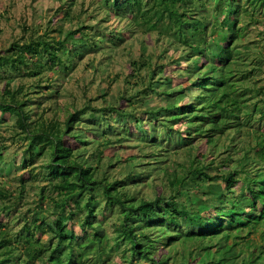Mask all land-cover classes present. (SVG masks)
<instances>
[{"label": "trees", "instance_id": "obj_1", "mask_svg": "<svg viewBox=\"0 0 264 264\" xmlns=\"http://www.w3.org/2000/svg\"><path fill=\"white\" fill-rule=\"evenodd\" d=\"M71 4L58 11L70 27L54 18L30 32L25 25L26 34L0 46V159L11 138L21 158L9 165L22 172L15 188L0 181V264H264V86L256 79L264 54L242 50L264 0H99L88 18L103 17L88 25ZM111 18L124 30L109 27ZM141 25L157 31L164 52L175 48L172 59L141 54L130 76L138 72L142 87L110 100L99 86L58 116L54 81L91 52L127 49ZM244 130L253 138L237 157L216 165L193 153L201 137L229 151ZM131 138L151 151L113 160ZM183 148L189 165L170 171L169 153ZM158 169L163 187L149 196L140 184L152 186ZM38 175L47 183L28 206L26 186ZM243 239L246 251L237 248Z\"/></svg>", "mask_w": 264, "mask_h": 264}, {"label": "rangeland", "instance_id": "obj_2", "mask_svg": "<svg viewBox=\"0 0 264 264\" xmlns=\"http://www.w3.org/2000/svg\"><path fill=\"white\" fill-rule=\"evenodd\" d=\"M68 2L69 4L72 2V14L75 15L76 13H81L83 23L87 25L95 23L98 19L103 17L104 12L99 10L97 12L94 11L96 13L94 18H88V15L93 12V9H95L99 0H0V46L3 44H9L14 38H18L23 35V33L26 34V31L30 32L31 26L34 24L41 23L44 28L48 21L53 18L58 24L63 23L64 27H70V21L65 20L64 15L62 14V16H60L58 13L59 9L62 8V5L67 6ZM65 8L66 7L64 6L63 9ZM257 18L260 19L259 22H252L251 26L248 28L249 32L243 41L244 45L242 50L245 53L249 51L250 56H253L255 52H262V54H264V13L259 12ZM243 21L244 20H242V22ZM108 23L109 27L116 28L120 31L125 28V25L117 19L111 18ZM25 25L28 27L26 31L23 28ZM145 28L141 25L137 28V32L131 34L130 38L125 42L127 49L122 50L119 48L117 50L109 49L91 52L82 58L81 62H79L77 67L68 76L61 75L57 81H54L53 87L59 89V95L52 100V106L56 107L58 116H62L67 107H71L72 104L81 105L87 98L84 96V93L88 96L97 94L99 86H101L102 89H110V100L115 99L126 89L128 90V93H133L137 88L142 87L141 84H138V72H136L135 76H130V72L134 70L131 61L133 59H139V55L153 54L152 56L155 57L156 55L161 54L164 55L160 60L163 63L172 59V56L175 53V48L171 47L167 52H164L166 46H162L161 42L157 41V31H145ZM39 31L42 32L43 29L40 28ZM260 67L261 69L264 68V59ZM141 73H145L144 68L141 70ZM125 79H129L131 82L137 81V85L133 88L134 91L131 90V88H126L128 86L125 84ZM256 79H258L259 85L264 86L263 70L258 72ZM257 99L258 97L252 96L249 98L248 103L252 105V102ZM50 103L51 102L48 101L44 106H48ZM261 105L263 106L264 102H262ZM48 113L51 112L49 111ZM263 124L264 123L262 122L261 127ZM132 126V130L136 131L134 125ZM252 138V135L247 134L245 130L242 131L236 137V147L225 152L224 148L217 149L213 144H206L204 138L201 137L194 141V146L196 148H194L193 153L196 151L203 152L208 155V158L205 159L206 162L211 158H215L214 163L217 165V163L229 153H232V157L239 156L242 152V146ZM11 140L12 139L10 138L6 142V144L9 145L5 154L6 158L0 159L1 164L5 166L3 170H0V181H5V183L10 185L11 188H15L16 184L19 183L18 179L22 172L9 165L13 160V155H16L14 150L19 145V143H12ZM220 140L227 143L229 142V136H224L220 138ZM121 143V146L116 147L117 149H115V153L112 156L115 161H124L125 159H128V157H131L132 154L140 155L147 151H151V148L148 146L144 148L146 150H141L143 145H141L142 143H140L138 138H131V140H125ZM19 149H21V147H19ZM187 150L188 148H183L180 152L169 153L167 167L170 171L178 169L176 163H184L186 166L189 165L190 157L187 154ZM220 150L224 151L220 152ZM163 154L166 153L164 152ZM19 158H21L20 155H16V159ZM140 160L148 161L151 159L145 157L140 158ZM41 162L42 160L39 159L36 163L40 164ZM132 162L135 163L136 160H133ZM8 166H10V169H8ZM153 166V164L146 166V170H152ZM143 168H145V166L142 168L139 167L138 170H143ZM224 169L225 168L222 166L221 170L224 171ZM163 171L164 170L162 169L152 171L153 176L157 177V180L152 183V186L149 187L147 185H142L144 183L141 182L140 186H144L143 190L147 195L154 196L156 190L163 187L162 185L158 186V183L164 180V177H162ZM25 175L28 176L29 174L26 173ZM37 178L38 180L36 181H28L26 186V196L23 201L28 206H34L37 203L41 186L47 183V181L42 180L41 175H38ZM48 188L49 186L45 188L46 192L51 193ZM105 213L108 214L107 212ZM101 217L102 216H100V218ZM233 240V238H230L229 242L231 243ZM250 241L252 244L259 242L257 234H251ZM242 242L243 243L237 246V248L246 251L248 248L246 240L243 239ZM186 245L185 248L180 246L178 248L181 250V253L185 251L187 252V255H189L188 252L193 250L196 245L194 242L187 243ZM181 258L182 257L179 255L177 258L178 261H181ZM171 261H176V259L173 257V260ZM109 264L120 263L118 259L114 257ZM136 264L140 263L137 262Z\"/></svg>", "mask_w": 264, "mask_h": 264}]
</instances>
